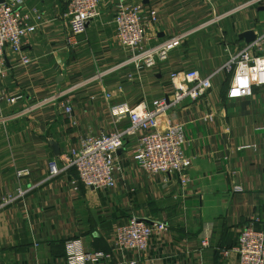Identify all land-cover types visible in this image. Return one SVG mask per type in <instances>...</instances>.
I'll use <instances>...</instances> for the list:
<instances>
[{"label": "crops", "instance_id": "0c3cea01", "mask_svg": "<svg viewBox=\"0 0 264 264\" xmlns=\"http://www.w3.org/2000/svg\"><path fill=\"white\" fill-rule=\"evenodd\" d=\"M116 1L99 4V17L73 47L66 41L68 0H23L24 11L36 10L38 20L31 15L29 23L38 27L21 41L30 65L21 66L6 53L0 89L22 98L13 106L4 104L3 116L127 59L115 41ZM249 1L121 0L157 12L158 22L148 31L150 45L219 19L192 33L166 64L140 73L130 66L80 88L70 97L71 119L54 105L0 123V200L17 196L0 209V264H66V244L72 241L86 252H108L115 229L132 217L168 226L151 240L140 264H237L235 253L223 257L218 250H231L245 225L264 233V87L249 98L228 100L232 73L221 70L247 45L241 33L251 30L258 37L264 32V0L233 12ZM189 70L202 77L218 74L206 95L185 100L168 114L185 128L184 152L191 159L184 172L187 184H181L179 173L148 176L133 166L134 137L117 152L112 189L87 188L66 169L70 149L86 135L128 126L126 117L114 123L111 108L163 98L172 92L169 74ZM50 164L60 171L55 177Z\"/></svg>", "mask_w": 264, "mask_h": 264}, {"label": "built area", "instance_id": "2783aa9c", "mask_svg": "<svg viewBox=\"0 0 264 264\" xmlns=\"http://www.w3.org/2000/svg\"><path fill=\"white\" fill-rule=\"evenodd\" d=\"M104 0H68L64 21L68 29L67 44L76 46L77 38L85 34L88 25L99 15V4ZM262 0H251L240 6L243 10L257 5ZM23 0H4L0 3V78L6 73V53L15 56L21 66L31 64V59L21 53V41L33 35L38 25L30 24V16H39L35 9H27ZM115 41L124 49L127 59L113 68L96 72L93 76L65 89L57 91L31 106L20 110L9 117L3 116V105H15L21 100L20 95L9 96L0 89V123L8 119L20 117L56 105L71 119L74 114L71 96L83 86L92 82H102L106 76L132 66L137 73L150 71L160 64H166L172 51L196 30L205 29L219 17L207 22L197 29L189 30L164 38L161 42L150 45L149 29L158 22V14L154 9L127 6L117 0L114 6ZM223 15L221 17L227 16ZM221 70L232 73L226 97L228 100H241L253 95L255 88L264 87V32L256 39L241 48L238 53L225 63ZM218 73L202 77L198 71L172 72L169 82L172 92L151 103L140 102L133 107L122 104L110 110L115 124L120 117H126L128 126L114 127L109 132L98 136L86 135L76 147L70 149L66 159V169H73L78 182L87 188L109 190L115 185L117 168V152L123 147L126 139L136 138L132 164L144 175L180 174L182 185L188 183L185 171L191 165L186 156V133L183 124L169 120L168 114L178 108L185 100L197 101L212 88V78ZM132 82V77L127 76ZM234 92L238 94L234 95ZM264 129V127L262 128ZM50 176H57L60 171L54 164L49 166ZM24 172L19 171L18 175ZM18 197L23 192H18ZM17 196L2 197L0 209L13 203ZM168 230L164 222L148 224L144 219L132 217L126 224L115 229L108 252H86L79 241L67 242L66 264H140L142 256L147 252L151 240L160 238ZM201 246H209L208 240H202ZM229 252L238 256L237 264H264V233L253 224L242 227L236 245L231 250L220 249L218 254L226 257Z\"/></svg>", "mask_w": 264, "mask_h": 264}, {"label": "water", "instance_id": "95a60500", "mask_svg": "<svg viewBox=\"0 0 264 264\" xmlns=\"http://www.w3.org/2000/svg\"><path fill=\"white\" fill-rule=\"evenodd\" d=\"M4 0H0V3H3ZM239 38L244 40L246 44H249V43H252L255 38H256V35L254 33V31H246V32H243L239 35Z\"/></svg>", "mask_w": 264, "mask_h": 264}, {"label": "snow or ice", "instance_id": "6c2138e0", "mask_svg": "<svg viewBox=\"0 0 264 264\" xmlns=\"http://www.w3.org/2000/svg\"><path fill=\"white\" fill-rule=\"evenodd\" d=\"M233 94L236 95V94H238V92H234Z\"/></svg>", "mask_w": 264, "mask_h": 264}]
</instances>
